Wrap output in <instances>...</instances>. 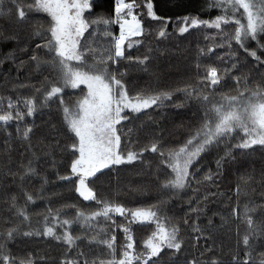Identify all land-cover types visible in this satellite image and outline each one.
<instances>
[{
    "label": "snow or ice",
    "instance_id": "snow-or-ice-1",
    "mask_svg": "<svg viewBox=\"0 0 264 264\" xmlns=\"http://www.w3.org/2000/svg\"><path fill=\"white\" fill-rule=\"evenodd\" d=\"M100 4L0 0V19L17 26L0 29V45H13L0 52V65L17 70L14 80L5 75L12 87L0 94V157L7 158L0 166V264H181L186 241L170 205L190 189L199 193L193 185L201 183V160L215 151L219 172L226 157L235 160L234 149H264V0H202L196 15L179 17V36L200 31L204 43L167 87L152 65L171 18L157 15L153 0H114L110 13L97 12ZM131 69L155 79L129 87ZM167 104L194 110L182 137L166 139L154 121L136 124ZM53 106L59 119L37 125ZM13 139L24 146L18 161ZM130 169L142 179L125 192L122 174ZM254 183L264 189V169L259 181L241 175L233 195L209 192L203 207L198 195L196 207L189 199V211L207 223L183 219L197 233L199 255H184L182 264H264V192L260 203L251 199ZM218 196L227 203L213 211L209 197ZM38 201L43 208L33 213ZM137 229L145 234L137 237ZM37 237L55 241L59 257L14 250ZM225 239L232 242L227 253Z\"/></svg>",
    "mask_w": 264,
    "mask_h": 264
},
{
    "label": "trees",
    "instance_id": "trees-1",
    "mask_svg": "<svg viewBox=\"0 0 264 264\" xmlns=\"http://www.w3.org/2000/svg\"><path fill=\"white\" fill-rule=\"evenodd\" d=\"M141 2H143V0H141ZM113 3L114 0H101L100 7H98L96 11L110 13ZM177 5L178 3L176 2V0H171L170 2L166 3L165 8L171 9L175 7V10L180 9V7ZM182 6L183 5H181V7ZM178 12L179 11L177 10L176 13ZM161 13L162 14H160V16L171 18V22L167 25V31L170 35L168 39L162 41L161 43H159V45H154L155 47H158L160 49V52L155 54L152 68L154 71L159 70L158 74L161 76V87H167L168 85L174 86L179 81L182 73L185 70L187 62L194 55L195 49L198 46V42L202 45L204 43V39L203 33L196 30H190L191 35L186 33L183 37H180L179 34L175 31V29L178 27L179 17H176L177 15L170 14L168 12ZM158 26L159 22H152L153 29L157 28ZM0 29L17 30V26L14 23H9L5 20L0 19ZM27 30L28 29L25 28V31ZM12 46V44L0 45V52H7L10 48H12ZM130 51L133 56H136L143 53L144 49L141 48L139 49V51L133 49ZM216 51L218 53L222 52V50L219 49H217ZM6 74L10 79L14 80L16 78L17 70L13 64L6 62L3 65H0V94H7L12 87L11 84H8L7 87H5L4 80ZM19 75L20 81L23 82L25 80V77L27 76V72L23 71ZM127 79L129 81V87H132L134 84L143 85L145 81L155 79V77L149 76L135 69H131L129 70ZM42 113L43 114H39L36 117L37 125L42 126L49 120L59 119V116L56 113L55 106H53L51 111H49L48 109L42 110ZM193 119V109H177L173 104H167L166 106L159 109L154 108L152 110H149V115L140 116V119L136 121V124H140L141 121L148 123L154 121L155 124H159L160 128L164 130L166 139L170 138L172 140H175L184 135L183 125L189 124ZM155 124H153V127H155ZM10 131L14 136L15 128H11ZM5 139L6 133L0 131V153L4 151ZM36 139V137L33 138L34 144ZM235 142L236 141H233V143ZM11 147L14 149L11 154L18 161L19 153L24 151V146L13 139L11 142ZM224 151H226V149H223L222 145L219 156H223ZM233 151L235 153V160H233L232 157H226L227 163L223 165L219 172H217V166L215 162L218 158L217 153L213 151L211 154L204 156V158L200 162V165L198 166L202 169L197 177V179L200 180L201 183L199 185H193V187L199 188V193H194L190 189L187 195L183 196L182 198L176 199L170 205L169 215H174L178 220L181 221L182 236L186 241V251L180 256L181 264L183 262L184 255H199V251L194 247V245L196 244L195 235H197V233H195L191 227L183 225V219L188 218L190 224L194 222L195 224H199L201 227H203L207 223V219L205 216L201 215L200 218L197 219L196 214L189 211V199H193L192 207H196L197 205L195 203V198L198 195L201 201L200 206L203 207V198L209 192L227 193L229 195H233L241 175L252 174L255 176L256 180L259 181L261 170L264 169V149L255 148V151L247 150V155H244L240 150L234 149ZM6 162V157H0V166H2ZM137 171V169H130L126 170L125 173L122 174L124 183L125 185H127L125 187V192H127L128 187H133L137 182L141 181L142 178L137 175ZM209 174L212 176V181H204V176ZM52 180H55V176L52 177ZM34 187L38 189L39 184H35ZM253 188H255L256 191L252 192L250 190V198L255 200L256 203H260L261 193L264 192V189L260 187L259 183H254ZM124 199L128 203V206H135V204L132 203V196H127ZM221 200H223L224 203H227L226 197H209L208 207L213 211L217 210L218 208H223L224 204L220 203ZM148 202L152 203L154 201L150 200ZM232 203H235L234 196ZM37 204L38 207L31 209L33 213L40 212L43 208V204L41 202L38 201ZM211 214V212H208V215ZM216 221L217 224H219V217H216ZM143 234L145 233L137 229V237H140ZM217 236L218 238H223L222 233H218ZM217 242L219 243V239ZM205 243L206 242L201 239L199 242L200 247L202 248ZM211 243V240L207 241V244L210 245ZM224 243V251L225 253H227L229 247L232 246V242H229L225 239ZM14 250L20 252L21 254L27 252L37 253L51 259L58 258L60 255V249L57 247L55 241H49L45 238L39 237L33 238L31 240L20 241L18 246H14ZM165 259H167V257H165Z\"/></svg>",
    "mask_w": 264,
    "mask_h": 264
},
{
    "label": "rangeland",
    "instance_id": "rangeland-1",
    "mask_svg": "<svg viewBox=\"0 0 264 264\" xmlns=\"http://www.w3.org/2000/svg\"><path fill=\"white\" fill-rule=\"evenodd\" d=\"M170 1L171 0H153L154 9L157 12V15L160 16V14H162L161 12H168L170 14H175L177 15L176 17H182L190 14L196 15L200 11V4L202 3V0H176V2L178 3L177 6L180 7V9H177L179 12L176 13L177 10L174 9L175 7L171 9L165 8L166 3ZM181 5L183 6L181 7ZM255 148H260V147L255 146Z\"/></svg>",
    "mask_w": 264,
    "mask_h": 264
}]
</instances>
